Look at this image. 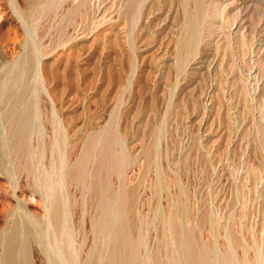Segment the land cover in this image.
<instances>
[{"label": "rangeland", "instance_id": "rangeland-1", "mask_svg": "<svg viewBox=\"0 0 264 264\" xmlns=\"http://www.w3.org/2000/svg\"><path fill=\"white\" fill-rule=\"evenodd\" d=\"M0 264H264V0H0Z\"/></svg>", "mask_w": 264, "mask_h": 264}, {"label": "bare ground", "instance_id": "bare-ground-1", "mask_svg": "<svg viewBox=\"0 0 264 264\" xmlns=\"http://www.w3.org/2000/svg\"><path fill=\"white\" fill-rule=\"evenodd\" d=\"M132 262V261H131Z\"/></svg>", "mask_w": 264, "mask_h": 264}]
</instances>
